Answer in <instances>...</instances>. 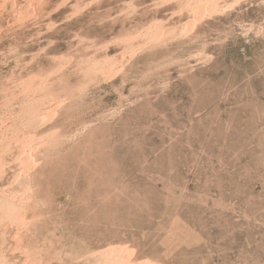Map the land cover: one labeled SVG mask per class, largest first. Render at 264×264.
Segmentation results:
<instances>
[{
  "label": "rangeland",
  "instance_id": "374dc122",
  "mask_svg": "<svg viewBox=\"0 0 264 264\" xmlns=\"http://www.w3.org/2000/svg\"><path fill=\"white\" fill-rule=\"evenodd\" d=\"M0 264H264V0H0Z\"/></svg>",
  "mask_w": 264,
  "mask_h": 264
},
{
  "label": "bare ground",
  "instance_id": "6f19581e",
  "mask_svg": "<svg viewBox=\"0 0 264 264\" xmlns=\"http://www.w3.org/2000/svg\"><path fill=\"white\" fill-rule=\"evenodd\" d=\"M33 80H34V79H33ZM36 88H37V87H36ZM42 90H43V89H42ZM28 94H29V93H28ZM23 155H24V154H23ZM22 157H23V156H22ZM22 157H21V159H23ZM24 163H25V164H24ZM24 163H23L24 166H25V165H26V166H29V164H31V161H30L27 157H25V161H24ZM26 169H27V167H26ZM28 169H29V168H28ZM16 175H17V174H16ZM19 175H20V174H19Z\"/></svg>",
  "mask_w": 264,
  "mask_h": 264
}]
</instances>
